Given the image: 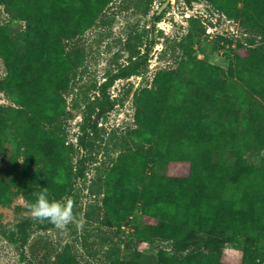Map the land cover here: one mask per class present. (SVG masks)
Returning a JSON list of instances; mask_svg holds the SVG:
<instances>
[{
	"label": "trees",
	"instance_id": "16d2710c",
	"mask_svg": "<svg viewBox=\"0 0 264 264\" xmlns=\"http://www.w3.org/2000/svg\"><path fill=\"white\" fill-rule=\"evenodd\" d=\"M147 1L151 0H130L128 6L142 8ZM213 1L229 16L241 15L244 28L251 26L264 36V0ZM186 2L192 6V0ZM241 2L243 6L239 8ZM0 3L14 19L27 22L25 31L17 37L12 36L9 27L0 25V55L7 68L2 87L18 106L14 110L33 135L32 143L25 147L27 160L40 164L48 160L51 152L62 156L66 166L60 167V174L54 176L49 199L61 202L72 199L73 178L85 179L88 163L95 160L92 154L101 132L99 123L94 125V118L99 112L107 115L116 106L117 100L111 99L108 89L117 79L138 75L147 66L157 40L153 38L142 54L129 44L130 33L124 39L128 64L116 70L107 69L99 97L91 100L83 96L87 103L86 130L75 144L67 141L65 121L71 114L64 94L79 67L74 62L79 51L67 52L64 40L84 33L109 0H89L84 14L78 13L83 5L81 0H0ZM148 11L149 7L144 10ZM165 12L154 13L153 32ZM78 16L82 18L79 20ZM48 30L55 37L47 45ZM215 48L214 45L212 50ZM31 51H36L37 56H30ZM246 51L241 50L228 71L192 58L177 70L159 75L152 93L135 94L138 118L144 126L137 130L134 139L152 146L153 151L145 150L144 146L140 152L130 148L126 156L130 161L125 162L127 170L112 178L117 184L115 223L119 226L125 223L136 203H140L153 230L172 242L171 250L161 254V264H210L209 258L204 263L206 256L199 252L207 249L221 253L227 243L244 246L243 251H234L230 264H261L258 260L264 259V240L260 248L254 245L256 236L264 234V164L253 168L243 161L247 154L264 149V77H261L264 57H256L257 65L248 68L247 64L242 65ZM41 60L42 82L32 84L26 74L27 64L37 70L34 63ZM236 63L240 66H236L235 76ZM227 152L237 156L233 164L215 162L216 154ZM158 159L167 165L166 173L144 174L149 161ZM102 177L99 172L97 181ZM0 201L7 203L1 195ZM52 228L55 226L47 221L41 223L24 217L6 237L20 250L21 258L26 259L25 250L32 234L38 229ZM114 258L115 253L109 251L105 262L129 264ZM50 259L51 256L45 258L46 264H81L68 246L55 262ZM211 264L226 263L215 260Z\"/></svg>",
	"mask_w": 264,
	"mask_h": 264
},
{
	"label": "rangeland",
	"instance_id": "374dc122",
	"mask_svg": "<svg viewBox=\"0 0 264 264\" xmlns=\"http://www.w3.org/2000/svg\"><path fill=\"white\" fill-rule=\"evenodd\" d=\"M165 1H147L142 8H138L128 6L130 0H109L84 33L64 40L67 52L79 51L78 58L74 59L79 67L72 74L69 91L64 94L71 114L65 121L67 141L75 144L78 143V136L86 130L87 103L82 100L83 96L91 100L99 97V88L106 80L107 69L116 70L128 64L129 52L124 45L128 34L132 36L129 44L142 54L153 38L157 43L150 53L147 66L138 75L117 79L108 89L111 99L117 101L114 109L105 116L100 115L97 121L101 134L98 147L92 154L95 160L88 163L85 179L72 180L73 212L82 226L77 228L70 224L66 232L56 227L36 230L26 247V259H22L20 250L7 240L6 233L22 218H32L29 209L37 199L36 193L46 188L50 196L54 176L60 174V167L65 168L66 162L58 153L52 152L48 160L40 164L37 160H27L25 147L32 143L33 135L27 123L15 111L18 106L2 87L7 68L0 55V195L7 200V203L0 201V264H46L47 256H51L50 262L53 263L67 246L81 264H108L105 255L109 251L115 253L114 260L118 262L161 264L163 251L171 250L172 242L153 230L138 202L125 223L121 226L115 223L118 212L117 184L112 178L127 170L125 162L130 161L126 158L128 150L133 148L140 152L144 146L134 139L137 130L144 126L138 118L139 106L135 102V94L143 91L152 93L156 90L159 75L177 70L183 62L192 58L228 71L241 50H247L242 57V65L254 68L257 65L256 57H264V36L251 26L244 28L241 15L236 18L229 16L218 9L213 0H192V6L186 0H171L153 32V15ZM81 2L83 5L78 13L84 14L88 10L89 0ZM242 6V2L239 3V8ZM147 7L149 11L145 13ZM73 10L71 16L75 14ZM78 18L80 20L82 17ZM0 25L9 27L12 36L17 37L25 31L27 22L14 19L6 6L0 3ZM45 35L47 45L54 41L52 30L46 31ZM214 45L216 48L212 50ZM37 54L31 51L30 56L36 57ZM32 60L30 62L33 64ZM237 65L240 66L236 63L233 74L238 71ZM34 66L37 70L28 63L26 74L32 84H39L42 82L39 75L44 62L36 61ZM261 77H264V71H261ZM144 147L153 151L152 146L146 144ZM236 157L232 152L218 153L214 160L233 164ZM263 160L264 149L260 153L247 154L243 159L246 166L253 168L263 166ZM27 166L30 168L27 169ZM166 166L161 164L160 159L151 160L144 174L163 175ZM99 172L103 177L97 181ZM263 237L264 234L256 236V247H261ZM243 250L244 246L240 244L227 243L221 253L207 249L198 252L206 256L204 263L209 258L210 264L215 260L230 264L234 261V251ZM258 262L264 264V259Z\"/></svg>",
	"mask_w": 264,
	"mask_h": 264
},
{
	"label": "clouds",
	"instance_id": "9594fccd",
	"mask_svg": "<svg viewBox=\"0 0 264 264\" xmlns=\"http://www.w3.org/2000/svg\"><path fill=\"white\" fill-rule=\"evenodd\" d=\"M36 201L30 205L31 217L38 222L51 223L56 229L66 232L70 224L81 227V222L74 215V203L69 198L65 201L50 200L47 189L36 193Z\"/></svg>",
	"mask_w": 264,
	"mask_h": 264
},
{
	"label": "water",
	"instance_id": "95a60500",
	"mask_svg": "<svg viewBox=\"0 0 264 264\" xmlns=\"http://www.w3.org/2000/svg\"><path fill=\"white\" fill-rule=\"evenodd\" d=\"M170 2H171V0H166V1L164 2V4H163V5L160 7V9L158 10V14H159V15L163 13V11L168 7V5L170 4ZM100 115H101V112H99V113L97 114V116L94 118V121H93L94 125L97 124V121H98Z\"/></svg>",
	"mask_w": 264,
	"mask_h": 264
}]
</instances>
